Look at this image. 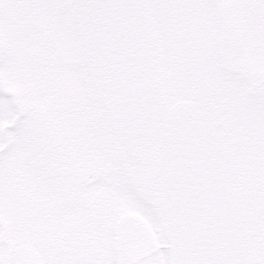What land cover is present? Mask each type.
Masks as SVG:
<instances>
[{"label":"rangeland","instance_id":"obj_1","mask_svg":"<svg viewBox=\"0 0 264 264\" xmlns=\"http://www.w3.org/2000/svg\"><path fill=\"white\" fill-rule=\"evenodd\" d=\"M224 1L228 3L229 16H232L233 25L240 36L238 45L241 47V54L246 53L247 61L252 67L259 71L262 69L264 73V0ZM141 2L153 17L151 23L148 22L147 26L145 24L151 49L158 47V9L162 7L163 11L166 12V5L170 8L173 5L174 8L178 3L170 19V22L172 20V26L175 27L173 31L177 37L173 42L174 45L171 44V48L160 52V55H164V60L167 61V68L169 69V73L167 75L165 73L167 76V79H165L168 85L167 94L170 103L172 104L181 99L193 100L204 94L207 89L205 87L211 81V71L219 60L216 55L219 53V45L217 42H213V33H210L209 49H205L200 53L197 46L192 47L190 44L187 47L186 40H191V33L186 31V28L194 22L192 16L187 13V8L189 9L187 0H141ZM134 4L135 9L138 10L139 8L140 10L137 0ZM202 4H204V0H202ZM202 4L197 3V6ZM211 7L213 6H210V31L213 27V21L216 22L215 10H212ZM97 10H100V13L98 12L96 15ZM95 16L96 21H100L103 25L101 33L106 50L113 51V53L102 54L99 57L96 55L91 60L92 67L102 69L97 78L93 79L89 75L87 71L88 60L85 59L84 55L79 56L80 52L78 44L75 43L76 41L71 40L75 53L72 55L66 53L65 45L68 42L70 43V40L65 39L66 35L69 36L67 32L64 34L65 37L62 43L64 53L59 54L62 66L65 65L64 67L67 69V85L74 83L77 86L82 92L84 103L87 106L95 105V102H98L99 105L102 104V99L100 94L96 93L95 86L105 90L104 84H106L107 75L114 77L115 96L119 94V79H125L123 70L129 62L124 58L123 53L132 41L137 42L138 39L141 40L142 38L139 36L138 29L133 34L132 30L126 26L127 18L120 0H101L100 6L99 0H78L75 2L66 0L65 21L67 31L70 24L72 25L73 33L71 37L75 36L73 26L77 24V21L84 19L91 21ZM69 18L73 21H70ZM26 25V13L23 12L22 7L15 4V0H0V35L5 43V56L0 63V73L7 78L10 87L12 85L19 89L20 99L25 106H27L29 100L28 88L34 80L38 79V71L34 69L33 60L28 56V49L39 51L35 38L34 42L30 39L26 44L17 40V38L25 35L26 30H28ZM192 29H194V26ZM206 29H208V26H206ZM107 35L109 37L113 35V38H107ZM207 36H209V32H207ZM207 38L205 37V41ZM24 48L26 49L23 50ZM229 78L230 80L222 86L223 91L220 94L217 95L214 92L211 95L213 98L210 100V112L215 115L218 131L225 147L228 148L227 153L234 154L231 155L230 165H233L236 182L239 184V190L242 193V203L244 205V209L243 207L242 209L245 210L246 222L253 231L255 243L260 244L257 254H260V259L264 263V150H261L264 145V90L260 92L257 98L251 97L247 92L248 83L242 76L234 74L230 75ZM40 99L42 98L38 99V104L42 105ZM76 99L78 97L70 101ZM76 114L79 119L71 122L73 129L69 130L66 136H75L79 140L75 143L76 141L67 138V155L62 157L67 166L66 179L67 181L71 180L73 178L72 170H77L81 173V183L78 180L79 184L74 185L77 190L79 189L82 195L86 191L88 195L94 196L95 199L94 197L92 199L98 203H104L107 207L113 206V209L109 208V210H104V213H102L103 222L108 223L106 225L100 223L95 228L100 236L95 245H101L104 254L101 256L98 254L96 262L93 264H135L131 254L128 253V247H118L117 252L112 249L114 228L118 213H123L128 209L148 214V216H145L147 220L157 222V213L154 206L144 205L137 201L139 197L145 196L146 201L158 208V224H153L156 234H153L154 241L152 240L148 246L154 249L158 244L161 247L156 252L152 250L151 256L139 261L137 264H168L167 251L163 250L164 247L162 246L166 243V240L162 231L164 215L159 180L158 183H152L149 176L147 179L148 184L145 180L147 173L153 178L156 174L154 171L148 172L152 170L151 167L144 169L145 165L118 142L116 130L109 134V137H107L108 142L99 139L96 133L93 136H79L76 130L82 125L83 115L79 112H76ZM14 115L15 109L10 101L0 95V132L4 123L12 122ZM26 123L27 120H23L17 130L20 133L18 135L17 150L22 154L21 157L25 159L23 167L18 168L20 192L26 189L29 190L31 175L34 176L38 169L31 163V157L26 156L27 151L32 148L29 137L27 136L28 139L26 137ZM108 125L111 131V123L108 122ZM57 129L54 131L58 132ZM24 137L26 138L24 139ZM259 141L261 145H259ZM2 146L4 145L2 137H0V147ZM11 155L13 154H11L10 149L1 157V162L10 165ZM80 161L82 162L80 163ZM146 164L149 165L148 162ZM94 182L96 183L94 184ZM67 186L69 188V183H67ZM132 186L136 188V200L131 199L134 194L127 195L128 190L133 189ZM35 195H42V188L36 189ZM123 200L126 202L128 209L125 207ZM84 217L86 218V216ZM134 245L135 247L140 246L139 243H134ZM115 252L119 256L118 261L115 260ZM34 257V264H49L47 251L43 245H36V242ZM50 257V264H70L72 259L71 255L62 254L61 251H51ZM77 259L76 255V262H78Z\"/></svg>","mask_w":264,"mask_h":264},{"label":"flooded vegetation","instance_id":"obj_2","mask_svg":"<svg viewBox=\"0 0 264 264\" xmlns=\"http://www.w3.org/2000/svg\"><path fill=\"white\" fill-rule=\"evenodd\" d=\"M19 1L21 5H26L31 20V38H36L40 45L39 51L34 49L28 53L38 66V79L34 80L28 88L29 100L27 106L24 105V115L20 119L27 120L26 136L32 143V148L27 151L26 156L31 157V163L38 169L34 176L31 175L30 182L29 173L26 172L30 189L20 192L18 168L23 167L25 159L17 150L20 133L15 130L17 127L13 128L14 131L9 132L10 144H13L10 165L1 162L3 153L0 154V264H34L35 234L46 237L45 240L49 244L50 236L56 235L59 228L64 232L59 235L64 236L67 241L65 244L69 249L72 248L70 250L78 253V260L82 264L84 249H89V252L92 253L94 243L90 239H97V237H93L95 231H91L93 235L89 238L91 233H86V230H94L98 221L104 225L108 223L103 222L102 219V213H104L106 206L79 193L74 186L79 184L78 180L81 182L78 171L72 170L73 178L67 181V166L62 157L67 155L66 135L70 129H73L71 122L79 119L76 112L83 115L82 125L76 130L79 136H93L96 133L99 139L109 141L107 137L114 131V82L106 79L107 86L110 87L106 90H100L95 86L96 93L103 96L102 104L99 105L98 102H95V105L87 106L84 103L82 92L77 86L74 83L67 85L66 74L61 71L60 67L55 63L50 65L52 59L57 60L58 46L56 43L66 12L65 0ZM137 1L140 10L139 8L138 10L135 9L136 0H124L123 8L127 18V27L132 30V33H135L136 29L139 33H144L146 17L142 13L141 0ZM197 1L189 0L192 7L190 15L194 21L191 45L197 46L198 51H203L207 48L208 38L205 41V37H208L207 32L210 33L209 0L205 1L207 6H197ZM172 7L171 5V12ZM78 29L81 37H83L82 25ZM64 31L63 28L61 32ZM160 36L162 39V33ZM110 37L108 36V38ZM84 39L87 38L84 37ZM87 42L88 53L91 55L98 54L99 49H101L99 41ZM134 52L135 49L126 52L133 61L130 66L133 74H128L129 78L135 77L137 67L148 68L145 77L151 76L150 71L152 69L148 67L150 66L148 57L150 53H140L136 57ZM232 61L233 65H235L234 63L239 66L246 64L244 56L238 54ZM91 71L93 72L92 76L97 74L96 69H91ZM213 71L217 75L215 81L222 82L226 70L220 65H215ZM254 72L256 73L253 78L258 81L259 78H256L258 71ZM150 79L154 81L152 78ZM159 82L160 80H158ZM123 85L126 86V84ZM75 97L78 99L70 101ZM39 98H42L40 99L42 105L38 104ZM202 100L198 102L200 105L202 102H206V100ZM108 122L111 123V131ZM55 126L59 133L53 132ZM4 133H1L3 137ZM6 134L8 136V132ZM150 148L154 149V147ZM15 151L17 152L15 153ZM35 183L39 188H42V195H35ZM67 183H69V188ZM51 184H53V188ZM52 214L54 215L53 219H51ZM85 215H87L86 220H84ZM121 221L115 232L119 234L118 239L122 235L124 242L117 241L118 245H127L139 239L140 228H136L133 223L128 221L122 225L124 220L122 223ZM68 233L72 234L73 239L67 237ZM72 240L73 244H71ZM54 246L57 248V243ZM151 253L152 250L146 251L143 257L151 256ZM143 254L136 256L135 264ZM86 259L93 260V256L87 255Z\"/></svg>","mask_w":264,"mask_h":264},{"label":"water","instance_id":"obj_3","mask_svg":"<svg viewBox=\"0 0 264 264\" xmlns=\"http://www.w3.org/2000/svg\"><path fill=\"white\" fill-rule=\"evenodd\" d=\"M214 2L224 38L229 43L232 38L223 7L218 0ZM0 90L12 95L15 102V92L5 87L1 76ZM146 91L153 97L147 96L139 106L134 101L135 96L128 100L127 95L123 96L116 118L121 126L126 124V131L121 134L125 141L127 135L133 139L139 127L149 128V123L137 125L138 116L146 111L150 123L155 125L144 133L148 141L139 145L155 141L151 137L156 133L164 137L161 145H174L164 147L163 158L165 183L171 189L164 195L163 202L171 264H255L219 139L208 118L184 103L165 118L154 88L140 87L136 93ZM135 135L140 136L139 133Z\"/></svg>","mask_w":264,"mask_h":264}]
</instances>
